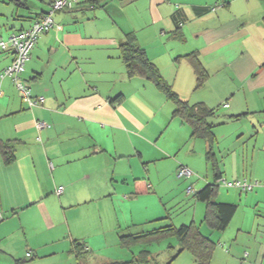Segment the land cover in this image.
I'll return each instance as SVG.
<instances>
[{"label": "crops", "instance_id": "0c3cea01", "mask_svg": "<svg viewBox=\"0 0 264 264\" xmlns=\"http://www.w3.org/2000/svg\"><path fill=\"white\" fill-rule=\"evenodd\" d=\"M103 1L80 0L74 10L55 13L60 29L38 38L23 80L34 97L44 98L41 106L29 109L10 80H0V142L14 143L9 163L0 153V260L7 264H76L82 256L78 259L74 244L88 257L109 239L124 247L121 235L150 231L135 220L112 222L109 206L116 210L125 194L149 196L178 186L173 178L178 166L195 170L188 181L199 187L196 193L215 186L214 203L234 204L215 199L223 176L264 181V134L226 149L220 162L213 124L208 158L206 142L192 137L162 92L143 78H127L118 49L133 34L180 100L216 109L215 117L226 103L222 115L229 121L257 116L264 123V0H106V6ZM29 2L34 15L24 20L15 1L0 0V40L49 11L50 0ZM190 54L205 72L199 86L186 60ZM12 57L0 53V73ZM36 121L45 127L37 130ZM202 160L211 181L196 176ZM261 189L251 198L255 204L264 198ZM233 190L240 200L242 193ZM193 199L203 224L206 204ZM234 215L219 232L234 229V237L225 239L228 250L213 241L215 251L225 255L217 263L264 264V250L247 244L248 253L241 251L239 232L250 238L252 227L235 226ZM155 221L172 225L166 217Z\"/></svg>", "mask_w": 264, "mask_h": 264}, {"label": "rangeland", "instance_id": "374dc122", "mask_svg": "<svg viewBox=\"0 0 264 264\" xmlns=\"http://www.w3.org/2000/svg\"><path fill=\"white\" fill-rule=\"evenodd\" d=\"M223 110V107H221L219 109L217 117L211 120L215 125L214 133L217 134L216 144L214 145V152L220 162L222 160V157L227 154L225 153L227 152L226 149H236L238 147H244V142H246L248 139H256L257 135L264 134V130H261L264 123L257 122V116L254 118H243L241 120L231 122L228 120L229 118H227V116H225L224 114L222 115ZM252 144H254V140L252 141ZM257 144H260V140L257 141ZM227 159L228 156H226L225 160ZM178 167L175 169L173 174V178L175 181H177L178 186L174 185L175 187H172V189L169 188L165 190L163 188H160L159 192H155L156 194H154L152 191H149V196H140L136 194V196L131 197L128 196V194H125L123 196L121 204L116 205V210L109 206L107 212L109 220L115 223V220H117L118 218L121 224L135 220L139 224L144 223L141 228L146 231H152L153 229H157L158 227H160L161 224L156 222L155 220L161 217H166L165 223L172 224L175 227H179L180 225H189L191 221L194 220L196 225L200 227V231L204 235L209 236L212 241H215V243L223 246V248L226 245L224 249L228 250V248H226L228 247V242H225V239L234 237V229L231 227L230 231L228 230L227 233H224L223 235V233L210 231V229H208V227L204 223L201 224L203 212H199V214H197L198 207H196L195 204H197L198 202L193 199L194 195H186V189L188 187H192L194 192H196V189L199 187L195 188L194 184L191 185L190 180H178L176 178ZM188 168L191 169L190 167ZM200 169L201 170H197L196 176L204 178L207 175V178L209 179V181H211V170L209 165H207V173H205L204 160H202L201 162ZM223 178L227 179L224 176ZM247 179L252 182H260V186L255 188L251 192L240 194V200L237 191L233 189H225L224 187L220 186L218 187L215 199L216 201L220 202L230 201V203L237 204L238 210L233 218L235 226L247 225L249 227H252V229L249 230V233L251 234L250 238L249 236L247 237L246 235H244V233L239 232L237 239L238 242L244 244V247H241V251H245L248 253L249 250L248 248H246L247 244L250 245V247H257L262 251L264 250V237L261 238V236H264V198L261 199V203L259 204H255L251 200L255 193H257L261 188H264V181H260L259 179L255 178ZM227 180L229 181L230 179ZM179 183H186L184 192H179ZM143 184L145 186V182ZM138 193L142 195V192ZM185 196H189L190 199L185 198ZM191 201H195L193 202V205H189ZM199 206H202L204 208V205L201 204V202H199ZM192 217L194 219H192ZM105 240L107 241L106 237ZM109 241L106 245H97L91 253V257H88L87 255H81V264H104L112 261H127L132 259V257L138 255L140 251L144 249L148 250L151 257L154 258L159 264H168L169 262L170 264H195L190 252L182 251L177 254L179 250L178 242L177 239L173 236H166L156 240L153 239L148 243H136L131 245L129 248L121 247L119 246V244L112 245L111 239H109ZM221 254L223 257L225 256L223 251L220 252V249H217L214 252V259L212 260L211 264H218L217 262H221L223 258H221ZM24 260H27V258H24ZM0 264H7V262H5L4 260H0ZM24 264L32 263L28 261ZM33 264L39 263L35 262Z\"/></svg>", "mask_w": 264, "mask_h": 264}, {"label": "trees", "instance_id": "16d2710c", "mask_svg": "<svg viewBox=\"0 0 264 264\" xmlns=\"http://www.w3.org/2000/svg\"><path fill=\"white\" fill-rule=\"evenodd\" d=\"M14 1V0H13ZM106 6V0L103 1ZM99 2H95L98 4ZM41 17V16H40ZM120 57L124 63L126 76L128 79L139 77L151 82L166 98L174 104L173 115L179 117L182 122L188 124L191 128V135L195 138L204 140L208 146L206 153L210 158V151L214 143L212 133L213 123L210 122L216 116V109H208L202 104L188 105L179 99L161 77L158 69L147 59L144 51L136 44L133 34H126L125 40L118 46ZM186 60L193 67L196 84L199 86L204 78L205 72L202 69L197 57L193 54L187 55ZM14 143L12 141L0 142V153L5 163L12 159ZM219 177V176H218ZM215 186L207 185L199 192L195 193V198L206 204L203 218L204 224L212 231L222 232L230 223L235 211L234 204L214 203L212 198L215 194ZM166 236H173L178 242V253L188 251L191 253L195 264H210L215 252L216 244L208 237L200 233L199 228L194 224L181 225L174 227L172 225L161 226L150 232H139L136 234H124L120 236V242L126 248L136 243H148L150 240L160 239ZM76 247L78 259L82 245L74 244ZM76 264H81L78 260ZM104 264H159L151 257L148 250H142L132 259L127 261H112ZM170 264V262L168 263Z\"/></svg>", "mask_w": 264, "mask_h": 264}, {"label": "built area", "instance_id": "2783aa9c", "mask_svg": "<svg viewBox=\"0 0 264 264\" xmlns=\"http://www.w3.org/2000/svg\"><path fill=\"white\" fill-rule=\"evenodd\" d=\"M80 0H50L49 11L34 21L29 28L20 30L12 34L7 40H0V53L9 52L12 54L11 63L5 67L0 73V80L8 78L18 92L20 98L25 101L29 109L39 107L44 103L43 97H34L28 85L23 80V73L25 71L26 63L31 58V53L35 48L38 38L48 33L50 30L59 26L53 21V15L57 12H68L74 10ZM2 91L0 88V97ZM223 107L228 105L224 103ZM35 126L37 130H42L45 127L43 122L36 121ZM193 176V172L185 167L179 166L176 172V178L178 180H188ZM217 185L226 189H236L241 193H248L260 186L258 181H250L247 178H240L232 181H228L225 178H219ZM62 188H59L56 192L59 194ZM192 187L186 189V195H195ZM2 216L0 214V221ZM29 256V254H27Z\"/></svg>", "mask_w": 264, "mask_h": 264}, {"label": "water", "instance_id": "95a60500", "mask_svg": "<svg viewBox=\"0 0 264 264\" xmlns=\"http://www.w3.org/2000/svg\"><path fill=\"white\" fill-rule=\"evenodd\" d=\"M16 2V6L22 11H24L25 15L22 16L21 19H29L34 15L32 12V7L30 6L29 0H14Z\"/></svg>", "mask_w": 264, "mask_h": 264}]
</instances>
